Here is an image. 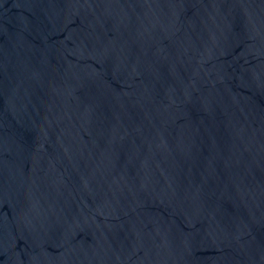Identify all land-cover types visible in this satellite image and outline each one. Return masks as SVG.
Segmentation results:
<instances>
[{"label": "water", "instance_id": "95a60500", "mask_svg": "<svg viewBox=\"0 0 264 264\" xmlns=\"http://www.w3.org/2000/svg\"><path fill=\"white\" fill-rule=\"evenodd\" d=\"M0 264H264V0H0Z\"/></svg>", "mask_w": 264, "mask_h": 264}]
</instances>
